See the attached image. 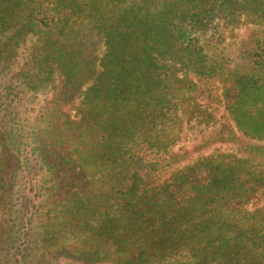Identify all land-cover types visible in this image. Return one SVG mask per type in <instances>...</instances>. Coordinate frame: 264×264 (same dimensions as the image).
<instances>
[{
  "label": "trees",
  "instance_id": "obj_1",
  "mask_svg": "<svg viewBox=\"0 0 264 264\" xmlns=\"http://www.w3.org/2000/svg\"><path fill=\"white\" fill-rule=\"evenodd\" d=\"M263 140L264 0H0V264H264Z\"/></svg>",
  "mask_w": 264,
  "mask_h": 264
},
{
  "label": "rangeland",
  "instance_id": "obj_2",
  "mask_svg": "<svg viewBox=\"0 0 264 264\" xmlns=\"http://www.w3.org/2000/svg\"><path fill=\"white\" fill-rule=\"evenodd\" d=\"M200 91H198L199 93ZM52 90L49 87L43 88L39 95L37 96L38 100H42L44 97H50ZM205 111L206 115L202 122L195 120V114L198 112ZM194 114L189 116L186 120L183 121V128L180 134V139L177 145V148L186 147L188 149L192 148L202 136L207 134V132L213 128H219L221 122H224L227 118V110L224 106H212L202 100L198 99L193 108ZM201 117V116H200ZM201 121V120H200ZM264 144V140L259 142ZM236 145H227L223 146L222 150L235 153ZM218 148V146H216ZM215 149V147L213 148ZM211 151V150H210ZM207 154V153H206Z\"/></svg>",
  "mask_w": 264,
  "mask_h": 264
}]
</instances>
